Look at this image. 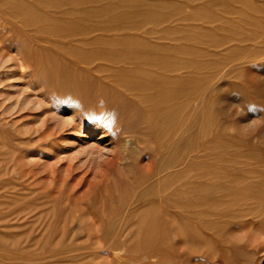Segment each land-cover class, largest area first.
Listing matches in <instances>:
<instances>
[{
  "label": "rangeland",
  "instance_id": "obj_1",
  "mask_svg": "<svg viewBox=\"0 0 264 264\" xmlns=\"http://www.w3.org/2000/svg\"><path fill=\"white\" fill-rule=\"evenodd\" d=\"M60 1L0 0V264H264V0Z\"/></svg>",
  "mask_w": 264,
  "mask_h": 264
},
{
  "label": "bare ground",
  "instance_id": "obj_2",
  "mask_svg": "<svg viewBox=\"0 0 264 264\" xmlns=\"http://www.w3.org/2000/svg\"><path fill=\"white\" fill-rule=\"evenodd\" d=\"M47 1H48V0H47ZM49 1H50V0H49ZM61 1H62V0H61ZM61 1H60V2H61ZM103 1H104V0H103ZM98 2H99V1H98ZM99 7H100V6H99ZM105 10H106V9H105ZM16 12H17V11H16ZM88 13H89V12H88ZM22 14H23V13H22ZM26 14H27V13H26ZM81 14H83V13H81ZM12 16H13V15H12ZM46 17H47V16H46ZM111 18H112V17H111ZM111 18H110V19H111ZM127 18H128V17H127ZM111 20H112V19H111ZM112 24H113V23H112ZM20 25H21V24H20ZM33 25H34V24H33ZM78 25H79V24H78ZM97 25H98V24H97ZM24 26H25V25H24ZM104 27H105V26H104ZM110 28H111V27H110ZM97 29H98V28H97ZM24 31H25V30H24ZM55 31H56V30H55ZM26 32H27V31H26ZM32 32H33V31H32ZM144 35H145V34H144ZM96 37H97V36H96ZM159 37H160V36H159ZM46 38H47V37H46ZM26 39H27V38H26ZM101 39H102V38H101ZM115 39H116V38H115ZM135 39H136V38H135ZM138 39H139V38H138ZM45 40H46V39H45ZM139 40H140V39H139ZM39 41H41V40H39ZM42 41H43V40H42ZM104 41H105V40H104ZM113 41H114V40H113ZM141 41H142V40H141ZM141 41H140V42H141ZM115 42H116V41H115ZM93 44H94V43H93ZM105 44H106V43H105ZM138 46H139V45H138ZM108 48H109V47H108ZM116 48H117V47H116ZM133 48H134V47H133ZM113 49H114V48H113ZM145 49H146V48H145ZM142 50H144V49H142ZM97 51H98V50H97ZM135 51H136V50H135ZM176 51H177V50H176ZM117 52H119V51H117ZM97 53H98V52H97ZM129 53H130V52H129ZM146 53H147V51H146ZM101 54H102V53H101ZM103 54H104V53H103ZM108 54H110V52H109ZM113 54H115V52H114ZM115 55H116V54H115ZM120 55H121V54H120ZM131 55H132V54H130V56H131ZM112 56H113V55H112ZM116 56H117V55H116ZM126 56H127V55H126ZM133 56H134V55H133ZM137 56H138V55H137ZM16 57H17V56H16ZM103 57H105V56H103ZM113 57H114V56H113ZM139 57H140V56H139ZM100 58H101V56H100ZM110 58H111V57H110ZM114 58H116V57H114ZM137 58H138V57H137ZM145 58H146V57H145ZM105 59H106V57L104 58V60H105ZM121 59H122V58H121ZM161 59H162V58H161ZM161 59H160V60H161ZM102 60H103V59H102ZM104 60H103V61H104ZM106 60H107V59H106ZM123 60H124V59H123ZM140 60H141V59H140ZM148 60H149V59H148ZM151 60H152V59H151ZM84 61H85V60H84ZM111 61H113V60H111ZM111 61H110V62H111ZM128 61H129V60H128ZM132 61H133V60H132ZM136 61H137V60H136ZM145 61H146V60H145ZM169 61H170V60H169ZM173 61H174V60H173ZM85 62H86V61H85ZM104 62H105V61H104ZM108 62H109V61H108ZM152 62H153V61H152ZM106 63H107V62H106ZM114 63H115V62H114ZM129 63H130V62H129ZM176 63H177V62H176ZM136 64L138 65L139 63L136 62ZM148 64H149V63H148ZM151 64H152V63H151ZM242 64H243V63H242ZM108 65H110V64H108ZM111 65H112V64H111ZM115 65H116V64H115ZM145 65H146V64H145ZM20 66H21V65H20ZM102 66H103V64H102ZM113 66H114V65H113ZM113 66H111V67H113ZM118 66H119V65H118ZM129 66H130V64H129ZM132 66H133V65H132ZM135 66H136V65H135ZM135 66H134V67H135ZM160 66H161V65H160ZM173 66H174V64H173ZM108 67H109V66H108ZM120 67H121V66H120ZM142 67H143V66H142ZM142 67H137V70H138V68L140 69V68H142ZM153 67H154V66H153ZM196 67H197V66H196ZM129 68H131V67H129ZM150 68H151V67H150ZM190 68H191V67H190ZM142 69H146V68H142ZM147 69H148V68H147ZM163 69H164V68H163ZM25 70H26V69H25ZM87 70H88V69H87ZM127 70H128V69H127ZM133 70H135V68H133ZM140 70H141V69H140ZM148 70H149V69H148ZM188 70H189V69H188ZM198 70H199V69H198ZM173 71H174V70H173ZM64 72H65V71H64ZM131 72H132V70H131ZM131 72H129V73L132 74ZM147 72H148V71H147ZM150 72H151V71H150ZM122 73H123V72H122ZM129 73H128V75H129ZM133 73H134V72H133ZM139 74H140V73H139ZM141 74H143V73H141ZM141 74H140V75H141ZM146 74H147V73H146ZM132 75H133V74H132ZM132 75H131V77H132ZM123 76H124V75H123ZM135 76H136V75H135ZM138 76H139V75H138ZM164 76H165V75H164ZM167 76H168V75H167ZM167 76H166V77H167ZM129 77H130V75H129ZM136 77H137V76H136ZM139 77H141V76H139ZM109 78H110V77H109ZM125 78H127V77H125ZM134 78H135V77H134ZM148 78H149V77H148ZM176 78H177V77H176ZM135 79H136V78H135ZM177 79H179V78H177ZM98 80H99V79H98ZM108 80H109V79H108ZM119 80H120V79H119ZM124 80H127V79H124ZM128 80H129V79H128ZM131 80H132V79H131ZM144 80H145V79H144ZM146 80H147V79H146ZM159 80H160V79H159ZM166 80H167V79H166ZM179 80H180V79H179ZM69 82H70V81H69ZM124 82H125V81H124ZM129 82H130V81H129ZM119 83H120V82H119ZM121 83H122V81H121ZM131 83H132V82H131ZM138 83H139V82H138ZM167 83H168V82H167ZM68 84H69V83H68ZM122 84H123V83H122ZM139 84H140V83H139ZM147 84H149V83H147ZM162 84H163V82H162ZM66 85H67V84H66ZM128 86H131V85H128ZM177 88H178V87H177ZM122 89H123V88H122ZM124 89H126V88L124 87ZM135 89H136V88H135ZM145 89H146V88H145ZM101 91H102V90H101ZM128 91H129V90L127 89V92H128ZM134 91H135V90H134ZM146 91H147V90H146ZM125 92H126V91H125ZM90 93H91V92H90ZM90 93H89V95H90ZM107 93H108V92H107ZM103 94H104V93H103ZM176 94H177V93H176ZM109 95H110V94H109ZM120 95H122V94H120ZM147 95H148V94H147ZM147 95H146V96H147ZM95 96H96V95H95ZM97 96H98V95H97ZM124 96H125V95H124ZM135 96H136V95H135ZM106 97H107V96H106ZM125 97H126V99L124 98L125 100H128V99H129V98L127 99V96H125ZM129 97H130V96H129ZM142 97H143V96H142ZM110 98H111V97H110ZM99 99H100V98H99ZM106 99H107V98H106ZM112 99H113V98H112ZM138 99H139V97H138ZM138 101H139V100H138ZM106 102H107V101H106ZM114 102H115V101H114ZM122 102H124V101H122ZM108 103H110V102H107V104H108ZM135 103H136V102H135ZM135 103H134V104H135ZM110 104H111V103H110ZM116 104H117V102H115V105H116ZM121 104H123V103H121ZM129 104H130V103H129ZM118 105H119V104H118ZM101 106H102V105H101ZM125 106H126V105H125ZM121 107H122V106H121ZM126 107H127V106H126ZM126 107H125V108H126ZM123 108H124V107H123ZM125 108H124V109H125ZM131 108H132V107H131ZM116 110H117V109H116ZM125 110H126V109H125ZM131 110H132V109H131ZM131 110H130V111H131ZM126 111H127V110H126ZM130 111H129V112H130ZM129 112H128V113H129ZM131 112H132V111H131ZM130 114H131V113H130ZM130 114H129V115H130ZM132 116H133V114H132ZM173 127H174V126H173ZM84 135H85V134H84ZM132 136H133V135H132ZM139 136H140V134H139ZM84 137H85V136H84ZM142 143H143V141H142ZM142 143H140V144H142ZM188 157H189V156H188ZM156 182H157V181H156ZM174 184H175V183H174ZM178 187H179V186H178ZM174 190H175V189H174ZM174 195H175V194H174ZM158 208H159V207H158ZM170 211H171V210H170ZM120 221H121V220H120ZM97 226H98V225H97ZM123 232H124V231H123ZM130 236H131V235H130ZM126 237H127V236H126ZM53 256H54V255H53ZM48 259H49V258H48Z\"/></svg>",
  "mask_w": 264,
  "mask_h": 264
}]
</instances>
